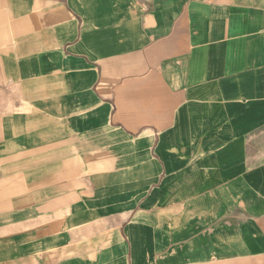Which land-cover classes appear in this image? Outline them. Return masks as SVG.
I'll use <instances>...</instances> for the list:
<instances>
[{
  "label": "crops",
  "instance_id": "crops-1",
  "mask_svg": "<svg viewBox=\"0 0 264 264\" xmlns=\"http://www.w3.org/2000/svg\"><path fill=\"white\" fill-rule=\"evenodd\" d=\"M0 264H264V0H0Z\"/></svg>",
  "mask_w": 264,
  "mask_h": 264
}]
</instances>
